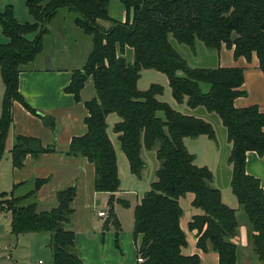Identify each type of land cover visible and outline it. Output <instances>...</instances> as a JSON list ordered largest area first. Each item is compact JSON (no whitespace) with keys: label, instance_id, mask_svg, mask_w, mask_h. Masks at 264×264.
<instances>
[{"label":"trees","instance_id":"trees-1","mask_svg":"<svg viewBox=\"0 0 264 264\" xmlns=\"http://www.w3.org/2000/svg\"><path fill=\"white\" fill-rule=\"evenodd\" d=\"M123 15L108 13L109 0H23L32 21H18L6 4L0 11V28L5 40L0 42V78L3 92L0 102V154L11 122V104L18 101L38 115L47 126L54 121L28 107L17 90V75L22 66L41 50L46 24L59 8L74 13L73 24L90 38V49L80 68L71 71L64 91L79 100V90L90 76L94 95L85 101V132L70 138L65 154L82 156L93 165L92 188L113 193L119 179L115 152L106 133L105 116L115 113L119 119L111 129L116 134L129 172L140 177L144 162L140 150L155 145L154 156L160 161L149 183L133 206L132 235L139 236L136 264H201L198 254H185L187 241L180 226L183 209L179 198L193 193L194 214L188 228L195 232L196 245L207 249L210 242L218 253L219 264H236V245L231 238L238 234L234 208L221 199L220 190L211 185L212 172L194 163V154L184 144L185 137L206 135L216 139L212 124L200 117L182 113L169 103L158 100L160 84L136 88L140 69L163 72L177 103L186 99L190 108L203 106L216 113L231 143L227 158L232 165L230 187L251 227L254 250L264 264V191L259 179L245 169L250 150L264 157V113L256 105L237 108L233 100L245 94L243 69L239 67L189 66L174 48L170 37L195 51L201 41L219 51L222 44L233 50L234 57L247 60L255 53L264 74V0H118ZM109 22L102 27L97 21ZM34 32L33 39L25 34ZM130 54V58L128 55ZM201 82L209 84L203 92ZM162 111L163 118L156 115ZM46 150L37 139L17 135L9 149L12 166H20L26 153L36 156ZM45 179H35L30 195ZM0 192V210L10 214V232L48 233L52 264H84L77 256L74 232L67 227L73 212L74 184L56 192V206L36 211L33 204L20 205L22 198ZM112 195L107 199L108 213L114 225L117 246V223L112 212ZM106 226L104 222L102 228Z\"/></svg>","mask_w":264,"mask_h":264},{"label":"crops","instance_id":"crops-1","mask_svg":"<svg viewBox=\"0 0 264 264\" xmlns=\"http://www.w3.org/2000/svg\"><path fill=\"white\" fill-rule=\"evenodd\" d=\"M122 15L123 10L121 11V17ZM97 22L102 27L108 26L102 20H98ZM54 30L57 31L56 29ZM54 33L59 35L57 32ZM4 40L5 37L0 32V42ZM196 46L195 44V48ZM87 47L86 43L82 48L81 58L78 59L76 65H55V59H49V57L39 52L32 61L36 62L39 57H42V60L39 62L42 63V66L35 68L33 67L34 62L31 63L32 61H30L28 64L22 66V69L18 72L17 90L24 103L28 107L43 113L45 117L53 120L54 124L53 126L45 125L38 115L25 109L18 101L14 100L12 102L11 122L4 140V147L7 148L5 162L8 160L10 166L9 181L11 187L8 191L0 192H11L12 196L21 197L33 189L35 179H45L32 194L24 196L19 202L20 205L33 204L36 211H43L56 206V192L58 190L67 185L74 184L75 196L71 201L73 212L67 222V227L74 232L75 250L80 260L84 264H136V246L139 242V236L133 237L132 224L129 228L128 226H123L122 223L118 224L117 218L114 215L118 227L116 234L117 246L114 244V225L112 229L108 226H105L104 229L102 228L104 222L106 221L107 223V199L109 195H112L113 200L118 198L120 191L117 190L113 193L94 191L92 188L94 175L92 163L87 161L85 157L67 156L65 154L70 138L85 132L83 118L86 115V109L83 103L94 95L90 76L84 80L79 90L78 101H75L70 93L63 90L70 80L71 71L80 68L84 63L90 49ZM208 50V56L213 57L212 64L209 67L222 66L243 69V84L241 89L245 90V94L234 98L233 105L237 108L256 105L264 113V74L258 66V59L255 53H252L251 58L247 60L244 56L234 57L233 50L227 48L224 44L221 45L219 51ZM128 58H130V54ZM2 92L3 85L1 82L0 102ZM198 107H189L190 110L182 113L194 115L192 112ZM197 110L201 112L197 117L208 121L207 117H210L208 116L210 115L209 111L204 108L208 113L206 114L201 109ZM202 113L206 114V116H203ZM17 135L37 139L40 146L46 150L36 156L26 153L20 166H12L9 149L14 141V137ZM107 135L110 142H112L110 135L108 133ZM204 136L206 135L185 137L184 144L189 152L194 153V161H197V157L199 158L200 156L201 162H196L197 164L194 162L196 165L207 166L211 170V185L220 190L222 201L235 209L238 220V234L231 238V241L236 245V264H261L253 247L251 240L252 230L247 217L230 187L232 165L228 163L227 158L231 143L227 140L226 131L224 137L225 150L221 157V169L216 164V156L220 155L218 154L219 147L215 143L216 141L208 136H206L207 139H204ZM188 138H192L191 140L195 138L199 139L198 146L189 150V146L194 147L196 144H193L192 141H186ZM210 140L215 145L210 143ZM245 169L248 174L259 179L261 188L264 191V157L255 151H248L246 153ZM220 171L221 173H219ZM26 183L27 187L23 189ZM183 197L186 198L184 206L180 203ZM193 197V193H186L179 198V203L183 209L180 226L185 232L187 241L183 252L185 254H198L201 264H219L218 253L212 248L211 243H207L206 250L200 249L196 245L195 232L188 228V222L192 216L201 212L199 208L192 206L191 201ZM100 204H105V209L107 208V211L99 209L104 211L105 217L97 216L95 213L91 215L90 212L92 211H90L89 207L91 205L99 206ZM9 220L10 214L7 218L8 226ZM20 234L23 233L17 234L14 238ZM38 260H41L42 264H52V259L50 263L46 258L43 260L36 258V260L28 263L21 262L17 264H37Z\"/></svg>","mask_w":264,"mask_h":264},{"label":"rangeland","instance_id":"rangeland-1","mask_svg":"<svg viewBox=\"0 0 264 264\" xmlns=\"http://www.w3.org/2000/svg\"><path fill=\"white\" fill-rule=\"evenodd\" d=\"M44 1L46 0H42V2ZM6 4H9L12 7L13 14L18 21H32L30 15L26 11L23 0H0V11ZM107 8L108 13L112 18L119 19V17H121L122 7L118 0H109ZM73 16V12L67 11L65 8H59L52 19L46 24L47 32L42 37L40 54L49 57V59H55V65H76L78 59L81 58L80 54L86 43L88 46L87 48H90L89 36L83 34L80 29L73 24ZM103 22H105L107 25L109 24L107 21ZM54 32H57L59 35H56ZM34 35V32H29L25 34V37L27 39H33ZM170 41L174 48L187 61L189 66H211L213 57L208 56L207 51H209V48L204 46L201 41H197V46L194 52L189 46L178 43L172 37H170ZM40 60H42V57H39L36 62L32 61L31 63L34 62L33 67L36 68L42 66V63H39ZM1 82L2 81L0 80V85ZM152 83L160 84L163 87L162 94L156 95L158 100L169 103L174 109L180 112H186L190 110L186 104V99L182 103H177L173 99L168 78L163 72L156 71L154 69H140L139 77L136 81V88L139 90H144ZM200 86L203 92H206L209 89V84L206 82H201ZM197 109H201L203 113L205 112L208 114L202 106H199ZM197 109L192 113L196 116H199L198 114L201 112H199ZM206 114H203V116H206ZM209 114L210 115L208 116L210 117H207L208 122L212 124L215 130L216 139L214 140L219 147L218 154H220L216 156V164L218 165L219 169H221V157L223 156L225 150V127L216 113L209 112ZM156 115L161 118L164 117L162 111H156ZM118 118L119 117L115 113H109L106 115L105 119L106 131L110 135L112 141L111 143L115 150L117 175L119 179L118 191H120L118 198H115L112 202V212L116 216L118 224L122 223L123 226H128L129 228V226L132 224L133 206L135 202L139 200L142 193L148 189L149 183L155 179L154 170L158 167V163H160V161H158L154 156L155 145L149 150L141 148L140 156L144 162V167L140 171V177L138 178L129 172L127 160L119 147L115 133H113L111 129L113 122L118 120ZM204 137V139H207L206 136ZM191 139L192 138H188L186 141H192V143L196 144V146L190 147L188 145L189 150H192L191 148H196L199 141V139L196 138L194 140ZM210 143L215 145L212 140H210ZM6 152L7 148L4 147L0 155V191H8L11 187L9 181L10 166L8 160L5 162ZM194 162H201L200 156L199 158L197 157V161ZM221 171L219 173H221ZM26 187L27 183L23 186V189H26ZM185 199L186 198L183 197L180 202L183 204V206L186 202ZM104 205L105 204H100L99 206L91 205L89 207L90 211H92L90 214H96V211L99 209L107 211V208L105 209ZM73 206L75 205L73 204ZM8 216L9 213L7 211L0 210V264H17L21 262L28 263L30 261L36 260V258H41L42 260L46 258L47 261L51 263V252L47 240L48 233L45 231L23 233L14 238V235L10 232L9 226L7 224ZM106 226L111 229L113 228L111 219H107Z\"/></svg>","mask_w":264,"mask_h":264},{"label":"built area","instance_id":"built-area-1","mask_svg":"<svg viewBox=\"0 0 264 264\" xmlns=\"http://www.w3.org/2000/svg\"><path fill=\"white\" fill-rule=\"evenodd\" d=\"M96 215L97 216H105V213H104V211L98 210V211H96ZM37 264H42L41 260H38Z\"/></svg>","mask_w":264,"mask_h":264}]
</instances>
